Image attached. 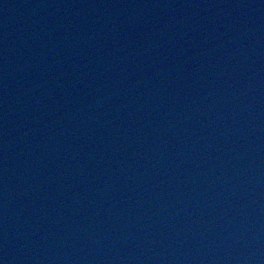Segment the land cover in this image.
<instances>
[{
  "label": "water",
  "instance_id": "95a60500",
  "mask_svg": "<svg viewBox=\"0 0 264 264\" xmlns=\"http://www.w3.org/2000/svg\"><path fill=\"white\" fill-rule=\"evenodd\" d=\"M0 264H264V0H0Z\"/></svg>",
  "mask_w": 264,
  "mask_h": 264
}]
</instances>
